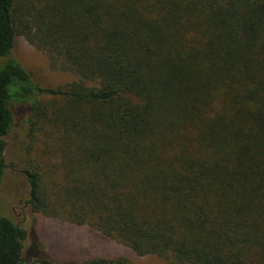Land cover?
<instances>
[{"label":"trees","instance_id":"trees-1","mask_svg":"<svg viewBox=\"0 0 264 264\" xmlns=\"http://www.w3.org/2000/svg\"><path fill=\"white\" fill-rule=\"evenodd\" d=\"M19 36L76 79L35 82ZM17 105L32 212L168 264H264V0H0V183ZM27 235L0 215V264H77Z\"/></svg>","mask_w":264,"mask_h":264},{"label":"rangeland","instance_id":"rangeland-1","mask_svg":"<svg viewBox=\"0 0 264 264\" xmlns=\"http://www.w3.org/2000/svg\"><path fill=\"white\" fill-rule=\"evenodd\" d=\"M11 56L42 86L58 87L76 79L72 73L53 69L47 55L21 36L17 37ZM26 114L25 105L15 106L14 121L6 136V169L0 183V215L9 217L27 231L26 256L37 249L57 263L78 264L92 257H124L133 264H168L154 255H137L128 247L88 226L70 224L31 211L26 203L29 186L24 172ZM34 263L36 261L28 257V264Z\"/></svg>","mask_w":264,"mask_h":264}]
</instances>
